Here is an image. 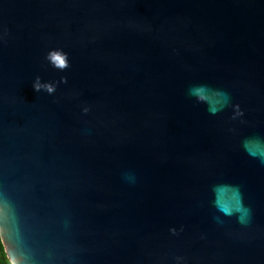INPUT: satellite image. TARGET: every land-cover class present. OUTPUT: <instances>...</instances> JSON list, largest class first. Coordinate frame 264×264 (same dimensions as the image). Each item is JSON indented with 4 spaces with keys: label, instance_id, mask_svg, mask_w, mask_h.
<instances>
[{
    "label": "water",
    "instance_id": "water-1",
    "mask_svg": "<svg viewBox=\"0 0 264 264\" xmlns=\"http://www.w3.org/2000/svg\"><path fill=\"white\" fill-rule=\"evenodd\" d=\"M0 233L21 264H264V0H0Z\"/></svg>",
    "mask_w": 264,
    "mask_h": 264
},
{
    "label": "clouds",
    "instance_id": "clouds-1",
    "mask_svg": "<svg viewBox=\"0 0 264 264\" xmlns=\"http://www.w3.org/2000/svg\"><path fill=\"white\" fill-rule=\"evenodd\" d=\"M51 49L49 51V55H48V59L53 63L54 67L58 68V69H65L69 66L70 60L67 56V54H63L62 56H57L55 61H53V58L51 56ZM66 80V77L63 78ZM34 88L39 91L41 88L46 89L49 93H53L56 90V84L53 82H41L40 78L37 77V81L34 84ZM197 95L200 99H205V95H204V91L203 88L198 89L197 90ZM240 220L241 223H244V219L243 217H239L238 218ZM0 245H2L5 250L7 251L8 254V258L7 261H5L4 259L0 258V264H21L20 260H18L16 258L15 255H13L7 246V243L5 242L4 236L2 233H0Z\"/></svg>",
    "mask_w": 264,
    "mask_h": 264
},
{
    "label": "trees",
    "instance_id": "trees-1",
    "mask_svg": "<svg viewBox=\"0 0 264 264\" xmlns=\"http://www.w3.org/2000/svg\"><path fill=\"white\" fill-rule=\"evenodd\" d=\"M0 258L4 259L5 261H7L8 258L5 248L2 245H0Z\"/></svg>",
    "mask_w": 264,
    "mask_h": 264
}]
</instances>
